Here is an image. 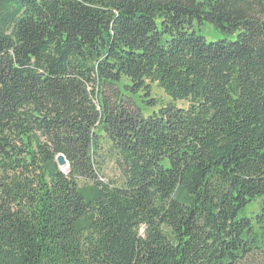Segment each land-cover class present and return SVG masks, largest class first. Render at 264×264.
Returning a JSON list of instances; mask_svg holds the SVG:
<instances>
[{"label":"trees","instance_id":"obj_1","mask_svg":"<svg viewBox=\"0 0 264 264\" xmlns=\"http://www.w3.org/2000/svg\"><path fill=\"white\" fill-rule=\"evenodd\" d=\"M0 264H264V0H0Z\"/></svg>","mask_w":264,"mask_h":264},{"label":"rangeland","instance_id":"obj_2","mask_svg":"<svg viewBox=\"0 0 264 264\" xmlns=\"http://www.w3.org/2000/svg\"><path fill=\"white\" fill-rule=\"evenodd\" d=\"M198 33L205 37L208 42H216L218 40L228 39L230 41H234L236 39V35H228L225 33L217 32L213 26L209 24H205L201 26L200 30L198 29ZM153 98H155L160 105H167L169 103H173L170 98L160 90L156 85H153ZM174 104L179 108H185L188 104L185 102H174ZM146 111V114H150L152 110L145 108L144 104H140ZM102 143V151L100 152V156L98 157L99 166L102 170L103 181L105 182H113L115 184H119L121 182V171L120 166L117 161V157L114 152L111 150V146L108 140L105 138L101 139ZM255 209H253L254 211ZM246 217H252L250 212L245 213Z\"/></svg>","mask_w":264,"mask_h":264},{"label":"water","instance_id":"obj_3","mask_svg":"<svg viewBox=\"0 0 264 264\" xmlns=\"http://www.w3.org/2000/svg\"><path fill=\"white\" fill-rule=\"evenodd\" d=\"M57 162H58V165L59 167L61 168V170L65 173H69V168H70V165L69 163L67 162V160L65 159V157L63 155H59L57 156ZM67 166L68 167V171H65L64 170V167Z\"/></svg>","mask_w":264,"mask_h":264},{"label":"bare ground","instance_id":"obj_4","mask_svg":"<svg viewBox=\"0 0 264 264\" xmlns=\"http://www.w3.org/2000/svg\"><path fill=\"white\" fill-rule=\"evenodd\" d=\"M64 170H65V171H68V167H67V166H65V167H64Z\"/></svg>","mask_w":264,"mask_h":264}]
</instances>
